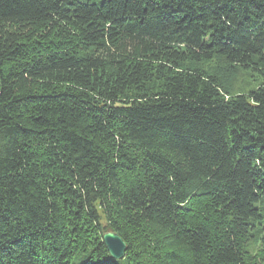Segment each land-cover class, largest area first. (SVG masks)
<instances>
[{"label": "trees", "instance_id": "16d2710c", "mask_svg": "<svg viewBox=\"0 0 264 264\" xmlns=\"http://www.w3.org/2000/svg\"><path fill=\"white\" fill-rule=\"evenodd\" d=\"M0 264H264V0H0Z\"/></svg>", "mask_w": 264, "mask_h": 264}, {"label": "water", "instance_id": "95a60500", "mask_svg": "<svg viewBox=\"0 0 264 264\" xmlns=\"http://www.w3.org/2000/svg\"><path fill=\"white\" fill-rule=\"evenodd\" d=\"M105 246L112 258L120 260L125 257L126 243L120 235L114 232L104 234Z\"/></svg>", "mask_w": 264, "mask_h": 264}]
</instances>
